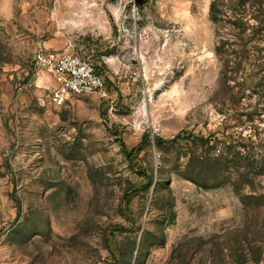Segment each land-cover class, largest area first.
<instances>
[{"label": "rangeland", "instance_id": "obj_1", "mask_svg": "<svg viewBox=\"0 0 264 264\" xmlns=\"http://www.w3.org/2000/svg\"><path fill=\"white\" fill-rule=\"evenodd\" d=\"M211 2L0 0V264H264V39ZM40 45L104 93L52 102Z\"/></svg>", "mask_w": 264, "mask_h": 264}, {"label": "trees", "instance_id": "obj_2", "mask_svg": "<svg viewBox=\"0 0 264 264\" xmlns=\"http://www.w3.org/2000/svg\"><path fill=\"white\" fill-rule=\"evenodd\" d=\"M210 14L217 25V35L221 41L217 51L221 53H225L228 45L242 46L244 50L254 46L258 48L259 45L252 44L264 39V0H212ZM259 49H264V46ZM199 139L205 140L203 137ZM227 157L226 151H220L213 161Z\"/></svg>", "mask_w": 264, "mask_h": 264}, {"label": "built area", "instance_id": "obj_3", "mask_svg": "<svg viewBox=\"0 0 264 264\" xmlns=\"http://www.w3.org/2000/svg\"><path fill=\"white\" fill-rule=\"evenodd\" d=\"M38 70L53 78L51 100L63 104L70 95L104 93V77L89 59L73 51L54 53L40 45L35 53Z\"/></svg>", "mask_w": 264, "mask_h": 264}]
</instances>
